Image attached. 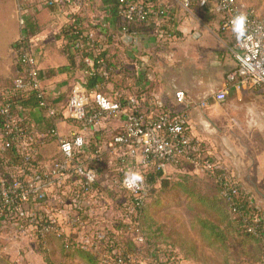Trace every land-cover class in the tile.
Listing matches in <instances>:
<instances>
[{
	"label": "built area",
	"instance_id": "built-area-1",
	"mask_svg": "<svg viewBox=\"0 0 264 264\" xmlns=\"http://www.w3.org/2000/svg\"><path fill=\"white\" fill-rule=\"evenodd\" d=\"M117 6L109 4L98 14L85 21V9L94 6V0H42L46 7H57L64 10L68 17L61 31H75L74 42L66 43L79 51L93 46L92 34L83 31H117L111 35L113 40H122L129 31H182V15L213 14L220 20L221 31L229 32L235 41L237 65L226 75L225 85L215 92L218 101H225L230 89L242 91L249 88H260L264 91V14L255 8L245 6L238 0H116ZM112 15L115 21H112ZM19 24L22 34L14 46L18 68L13 78V87L5 88L0 104V236L5 229L13 228L18 233L34 234L35 238H44L49 234L57 237L63 235L58 222L49 214L42 213L40 206L46 205L45 185L52 182L61 188L69 183L73 185L67 192L72 195L77 211L84 210V201L96 197L95 183L103 164L100 149L94 152L92 165L85 161L87 139L82 131L63 136L56 127L49 135L58 139L59 154L53 159L51 169L45 171L39 164L34 146L37 134L32 125L25 119L16 116L12 109L13 97L17 94L36 93L39 106L46 108L50 116H57L59 110L47 99L42 86L39 59L32 44V37L27 39L26 9L19 7ZM116 28H113V27ZM102 51V50H101ZM98 51L94 57H87V77L101 76L110 79L116 72L107 63L106 57ZM97 87H89L88 80L72 85L67 105L64 110L69 119L81 128L96 129L103 118L124 117V125L112 135L111 147L119 157L120 164L114 173L120 178L112 177V185L120 184L125 192L126 219L124 231L133 234L134 240L143 241L139 211L146 203L150 187L137 175L138 168L156 167L165 170L168 163L185 161L198 168L205 169L214 176L222 187V194L236 201L241 194L247 197L250 213L245 216L246 227L254 234L264 237V214L252 195L245 191L238 180L229 171L220 173L221 165L208 144L189 133L187 113L163 109L157 115L148 116L140 109L137 96L104 93ZM186 92H176L179 103L186 100ZM21 109V108H20ZM24 110V109H21ZM14 148L19 159L11 157L9 150ZM63 189V194L64 190ZM70 207V206H68ZM67 208H61V212ZM233 211L237 213L238 207ZM68 213L69 210L67 209ZM95 219L94 221H97ZM71 225L85 227L82 214L70 219ZM100 228L101 221L92 223ZM262 227V228H261ZM85 245H90L97 252L100 264H157L150 260L144 262L134 252L125 253L121 249L103 251L86 235ZM153 251V249L151 250ZM162 264H180L178 255L171 247L160 249ZM257 264H264V259Z\"/></svg>",
	"mask_w": 264,
	"mask_h": 264
},
{
	"label": "crops",
	"instance_id": "crops-1",
	"mask_svg": "<svg viewBox=\"0 0 264 264\" xmlns=\"http://www.w3.org/2000/svg\"><path fill=\"white\" fill-rule=\"evenodd\" d=\"M41 1L0 0V85L14 78L18 70L14 46L22 34L19 24V7L24 5L26 19L35 22V32L31 41L35 45L39 59L42 86L48 92V101L59 110V114L55 117L50 116L47 109L39 106L38 102L27 104L24 110L15 111V114L30 123L36 132L37 142L34 149L37 160L45 171L51 169L53 159L59 154L58 139L49 135L53 127H56L63 136H69L77 131L85 134L88 143L85 161L88 165L93 164L94 152L97 149H100L102 156L106 153H109L106 156L111 155L113 163L110 166L113 170L120 164L119 157L111 147V140L112 135L124 125V117L103 118L96 129H86L69 119L64 110L72 85L85 79L89 80L86 74V58L94 57L98 51L102 50L101 53L106 57L107 63L114 67L116 72L110 79H103L93 87L104 91L113 88L114 92L137 96L140 99V109L148 116L157 115L163 109L178 113H187L191 109V114L193 116L197 114V118L194 125H191L189 121L190 135L208 144L213 155L220 160L226 170L232 173L240 186L254 197L264 214V148L253 156L254 158L250 156L249 159H244L243 146L232 143L224 145L227 135H218L220 131H231L225 126H231L226 116H231L232 110L211 107L199 109L202 103L227 100L218 101L215 98V92L225 85L227 73L237 65L238 47L229 32L221 31L217 15L184 13L181 18L182 31H129V35L132 36L130 43L124 39L113 40L111 35L117 31H83L87 35L92 34L93 46H88V50L79 51L73 49L61 37V27L68 20L65 11L57 7H46ZM109 4L111 3L107 0H94L93 8L90 11L89 9L84 11L87 17L85 21L89 23V17L100 13L99 11ZM206 18L208 19L205 20ZM112 21H115L113 15ZM156 52L162 55L156 57ZM4 89L5 87L0 86V104ZM179 90L186 92L187 97L184 103H179L176 99V92ZM220 123L224 124L219 125ZM222 139L226 140L222 141ZM194 174L197 175V173ZM164 177L169 178L165 172ZM72 185L69 183L66 188H71ZM63 189L64 187L61 188L60 184L55 182L48 186L51 198L55 194L63 193ZM68 195L72 199V195ZM83 204L82 212L72 208L75 206L73 202L70 207H66L69 214L66 212L67 209L62 212H65L67 219L60 213L61 206L55 209L56 212L54 210L51 212V209L43 202L40 208L42 213L54 217L62 229L63 227L82 228L70 223V219L80 213L86 223L82 229H89L93 227L92 223L97 222L94 221L95 219L106 213L107 205L96 204L91 198L85 200ZM105 217L100 220L101 227L108 226L118 230L120 222L116 220L111 222L105 220ZM187 227L190 231V225ZM10 230H12L11 227L5 229L0 236L1 255L9 253L17 255L18 253L22 255V259L34 261L32 264H47L36 238L38 249L35 248V242H30L31 239L26 241L27 245L17 246V243L12 242L14 239L10 237ZM19 238V240L24 239L21 236ZM193 241L198 248L203 245L200 239L194 238ZM53 243L56 244L61 257L59 262L51 257L55 264H88L79 256L65 258L60 252L59 241L55 236H52L49 241V253L52 252ZM17 247L21 249L17 250ZM174 248L180 264H197L194 262L195 258L190 255L186 257L180 248ZM198 250L200 252L201 249Z\"/></svg>",
	"mask_w": 264,
	"mask_h": 264
},
{
	"label": "rangeland",
	"instance_id": "rangeland-1",
	"mask_svg": "<svg viewBox=\"0 0 264 264\" xmlns=\"http://www.w3.org/2000/svg\"><path fill=\"white\" fill-rule=\"evenodd\" d=\"M238 1L245 6L255 8L261 14L264 13V0ZM159 55H162V53L156 52V57ZM156 74L159 75L158 72H156ZM99 90L104 93L109 92V94H115V90H113V88L112 90L108 91H104L103 89ZM199 106V109L211 107L232 110V112H230L231 116H226V119H228L229 121L228 124H231V126H225L228 127V129H231V131L218 132V135H227V140L222 139V141L226 140V143L223 142L224 145H230L232 143L237 146H243L245 151L243 155L244 159H249L250 156L254 158L253 156H256L262 151V149L264 148V91L262 89L249 88L243 91H236L235 89H232L229 92L228 98L225 102H213L209 104L202 103ZM190 110L191 109H189V111L187 112V115L189 117V121H191V125H194L197 114L193 116ZM223 124L224 123H220L219 125ZM223 129L224 128H222V130ZM106 154L103 156L104 159L102 160L103 164L99 173V180L94 185L96 189V197L93 198V202H95L96 204L101 203V205L104 204L105 206L107 205L106 213H103L98 218V220H102L105 216H107L105 217V220H109L111 222L116 220L119 223L120 221H123L127 218L124 209L127 197L125 196V192L121 188L120 184L112 185L109 182L112 177L115 176L117 178H120V175L114 173L113 167L110 166V164L113 163V159L111 158V155L106 156ZM166 167L168 168H165L166 170H164V172L167 176H169L171 183L184 182L187 188H190L191 190L199 189V194H204V196L209 198L215 195L216 187L213 183V180L211 179V176L205 169L198 168L197 166L185 161L179 163H168ZM146 173V170L138 168L137 175L144 181L146 180ZM194 173H197V175H195ZM180 174H182V176H191L192 178L183 180L182 178H180L181 176H178ZM171 183L166 187H161L160 182H158L155 186L156 190L154 191V193L152 194V191H150V197L148 200V205H151V207H149V212H152L154 218L156 219L155 221H157L158 223L155 228L159 229L160 227L162 228V226H164L162 228L163 232L165 231L163 236H161L162 234L160 233H156L157 236L160 237L159 239H157L158 243L160 244L159 241H166V235H168L170 232V237L174 241H178L180 237V239L186 237L191 240H193L194 238L199 239V236L196 235L192 229L190 231L187 229V226L190 225L191 219L199 214L205 217L212 216L217 219V215L210 210L208 204H202L199 202L196 204L192 203L188 198L185 197L182 191H180L179 189H171ZM48 186L49 185L47 184L45 185L44 191L47 195L46 206L51 209V212H53V210L54 212H56L57 210L55 211V209L58 206H61V208H65L71 205L73 201L66 191V186L64 194H55L53 198H51L52 195L51 193H49L50 190H48ZM60 213L62 215L64 214L63 217H66L65 212L60 211ZM67 214H69V212ZM67 218L68 217H66V219ZM104 227H106L105 230L116 231V229L108 226H102L100 228ZM60 229L61 232L66 236L68 234V236H72L81 242L86 241L85 239L87 237V229H69L68 227H63V229ZM9 233L11 234L10 237L14 239L12 240V242L17 243V246H19L20 244H23V246L27 245V242L30 239V242H35L36 240L34 234L24 235L22 233H18L13 228ZM20 236L24 237V239L19 240ZM121 236L122 237H120L119 241L122 246L134 253H137L139 255L138 257H140L144 262L150 261V246L155 241L148 239L152 237L150 231H148L147 229L144 230L143 241L141 242L134 240L135 236L129 232H124L121 234ZM34 245L35 248L38 249V243L35 242ZM232 246L233 247L228 254V264H252L254 262L255 264H257L256 260L259 257V248L257 246L251 245L250 247H248L247 253L242 252L241 246L238 245L236 241H232ZM51 247L52 252L50 253L52 259L59 262L61 257L56 248V244L53 243ZM171 248L173 251H175V248L173 246ZM177 248L179 247L177 246ZM20 249V247H17V250ZM199 249H201L199 252L200 258L194 261L197 264H224V257H222V255H220L217 250H213L209 247H206L205 245H202ZM1 254L0 264H32L34 262H31V260L27 261L26 258L22 259V255L20 253V255H18V253L17 255L15 253L4 255ZM41 254L42 256H44L43 252H41Z\"/></svg>",
	"mask_w": 264,
	"mask_h": 264
},
{
	"label": "trees",
	"instance_id": "trees-1",
	"mask_svg": "<svg viewBox=\"0 0 264 264\" xmlns=\"http://www.w3.org/2000/svg\"><path fill=\"white\" fill-rule=\"evenodd\" d=\"M112 5L117 6L116 0H107ZM264 14V13H263ZM206 18L205 20H207ZM34 27L35 22H33L31 19H26V28H25V35L27 36V39L31 38L34 34ZM61 37H63L65 40H69V42H74L77 38V35L75 34V31H62ZM69 44V43H68ZM103 55V54H102ZM18 68L20 69V66L18 65ZM89 87H93L94 84L98 82H102L103 78L99 75H95L92 77H89L88 80ZM0 86H3L5 88H11L13 87V78L7 80L4 82V84H1ZM12 101V109L13 111H18L21 109H24V107L29 103H36L40 102L39 97L36 95V93H31L30 95H23V94H17L11 99ZM9 153L11 157L15 160L19 159V153L16 149L11 148L9 150ZM225 168L220 169L219 172H226ZM146 180L145 182L150 187V191H152V194L154 193L155 186L158 182H160L161 187L168 186L171 181L168 177H164V171L158 170L156 167H151L147 170L146 173ZM183 180H187L189 178H192L191 176L187 175H181ZM197 178V177H194ZM211 179L213 180V183L216 187L215 195L213 197L209 198L204 196V194H199L198 190H191L190 188H187V186L181 182H172L171 189H179L182 191L186 198H188L192 203H205L208 204L211 211H213L217 215V219L208 216L205 217L203 215H196L193 217L190 221V227L194 231L196 235L199 236V239L203 242V245L206 247H209L213 250H217L223 259L224 264H228L229 258L228 254L230 253V250L232 249V241H236L238 245L241 246V250L244 253H247V248L251 245L257 246L259 248V257L257 258V263L261 262L264 259V237L254 234L246 227V219L245 216L248 215L253 209L251 206H249V201L246 196L241 194L239 197L236 198V201L230 200L228 197L224 196L222 194V187L221 185L216 181L214 176H211ZM199 194V195H197ZM150 197V193L148 196V199L146 203L141 207L139 211V217L138 220L141 225V233L144 234V230L147 229L152 234V237L148 238L149 240H155L151 246H150V260L153 262H156L157 264H162L160 261V249L165 247H179L187 257L188 255L192 256L196 260L199 258V248L194 243V239H178V241H174L171 239L170 234L171 232L166 235L167 240L165 241H159L160 237L157 236L156 233L162 234L163 236L164 232L162 228L160 227L155 228L156 225H158L156 219L154 218V215L152 212H149V207L151 205H148V200ZM238 207L239 211L235 213L233 211L234 207ZM145 218V220H144ZM106 228V227H105ZM105 228H96L92 227L86 230V235H89L92 237V242L100 247L103 251H112L114 249H121L125 251V253L132 252L131 250L125 248L120 243V237L122 233L126 232L123 228V223H119L118 230L111 231V230H105ZM154 228V229H153ZM262 228V227H261ZM120 232V233H119ZM52 236L57 237L55 234H49L44 238H38L39 244L42 248V252L44 253V259L47 264H55L51 259V254L48 250V244ZM59 241L60 246V252L61 254L67 258V257H74L79 256L83 260H85L88 264H100L98 252L93 248L90 247V245H85L84 243H81L79 240L72 236H66L61 235L60 237H57ZM157 242V243H156ZM162 244V245H161ZM172 245V246H171ZM153 249V251H151ZM137 255V253H135ZM252 264H255L252 263Z\"/></svg>",
	"mask_w": 264,
	"mask_h": 264
},
{
	"label": "water",
	"instance_id": "water-1",
	"mask_svg": "<svg viewBox=\"0 0 264 264\" xmlns=\"http://www.w3.org/2000/svg\"><path fill=\"white\" fill-rule=\"evenodd\" d=\"M123 39H124L126 42L130 43L131 40H132V36H130L129 34H126V35H124Z\"/></svg>",
	"mask_w": 264,
	"mask_h": 264
}]
</instances>
